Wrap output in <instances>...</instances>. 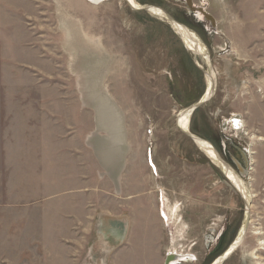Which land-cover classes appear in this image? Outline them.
<instances>
[{
	"label": "rangeland",
	"instance_id": "1",
	"mask_svg": "<svg viewBox=\"0 0 264 264\" xmlns=\"http://www.w3.org/2000/svg\"><path fill=\"white\" fill-rule=\"evenodd\" d=\"M188 1L207 5L217 32L199 38L207 60L191 56L166 20L125 0H0V264H165L162 194L187 225L190 256L176 264H213L246 213L244 237L222 264H264V0ZM134 2L184 10L183 0ZM209 72L214 92L180 131L176 117L203 97ZM106 109L116 115L115 135ZM232 116L240 121L232 140L250 152L241 180L247 208L186 136L215 138ZM118 163L114 185L106 167ZM82 170L90 176L78 198L70 182ZM135 213L143 226L127 222ZM108 215L124 216L121 232L96 226ZM221 229L219 244L206 247Z\"/></svg>",
	"mask_w": 264,
	"mask_h": 264
},
{
	"label": "flooded vegetation",
	"instance_id": "2",
	"mask_svg": "<svg viewBox=\"0 0 264 264\" xmlns=\"http://www.w3.org/2000/svg\"><path fill=\"white\" fill-rule=\"evenodd\" d=\"M97 1L98 2L96 4H99V2H105L106 0H97ZM183 2H184V6H183L184 10L178 8V11H176V13L173 15L169 11H166L165 9L163 10L162 6H158V8H162L161 10L164 12L166 11L167 12V13L165 12L166 14L172 16V18L177 23H179L180 25H183L185 28H187V30L193 29L195 33H193V35H191L190 33L189 34L197 42L200 43L199 38L202 39L204 42H206L209 39L208 36L214 35V37H216L215 34L217 32L215 31V26L213 25V23L211 21V17L209 16V14L206 11L207 5H205L204 3H203L204 5H202L200 1H197V3H195V4H189L188 0H183ZM201 8H203V9H201ZM195 34H197L198 38ZM179 40H180L181 44L183 45L184 49L186 50V48H185V46L182 43L180 38H179ZM203 50L205 51L204 47H203ZM186 51L191 56H193L195 58L196 57L201 58L200 56L192 55L190 53V51H188V50H186ZM201 59H203V58H201ZM194 67H195V72L197 71L196 73H198L199 71L202 70V68L197 64H194ZM196 111H194V112H196ZM194 112L191 114V116L194 114ZM189 120H190V118H189ZM189 120L187 121L188 124H189ZM188 124H187L186 128L188 127ZM239 126H240V121L238 120L237 116H232L230 118L226 117V118H222L219 122L218 136L217 137L214 138V137H210V136L207 137V136H202V135H197V136L200 140L208 143L210 145V147L213 148L212 150H214V153H216L215 156L221 164H224L226 166L229 165L230 167H232V169L235 170L239 174V176H237L236 173H234L230 167H228V168L233 172V174L236 176L237 179L242 180L248 171L245 168H246V164H247V158H249V156H250V152H249V149L246 147H243L239 143V141L236 142V140H232L231 136H232V134H234V132L237 129H239ZM192 133L198 134L195 131ZM186 136H188V135H186ZM237 136L238 135H236L235 137H237ZM191 141L197 147V151H199L200 153L204 154L207 157V159L210 162V165H212L213 167L214 166L216 167V169L219 172V174L221 175V177L226 182L230 183L228 181L227 177L224 175V172L222 171V169H220V167L212 161V159H211L212 153L208 152L204 148H199L196 144V141H193L192 139H191ZM148 155H150V152H148V154H147V157H146L147 159H149ZM150 156L152 157V155H150ZM160 208L162 210V204H161ZM161 215H163L162 211L159 212V216L161 217L160 218L161 222L165 223V221H164V219H162ZM221 232H222V229H221ZM223 234H224V229H223V232L222 233L219 232L218 235L215 236V238H213L212 235L208 236V238H206V240H205V246L209 247V245L212 244L215 239H216V242H215L216 245L215 246H217V244H219V241H221V239H223ZM210 246H212V245H210ZM214 250H215L214 247L212 249H208V254H213ZM165 251H167V250H165ZM171 254L174 256H178V255L173 254L172 251H171ZM181 256L183 257V255H181Z\"/></svg>",
	"mask_w": 264,
	"mask_h": 264
},
{
	"label": "bare ground",
	"instance_id": "3",
	"mask_svg": "<svg viewBox=\"0 0 264 264\" xmlns=\"http://www.w3.org/2000/svg\"><path fill=\"white\" fill-rule=\"evenodd\" d=\"M87 1L92 3V4H96L98 2L97 0H87ZM125 1H126L127 5L130 6L131 8L139 9V6L134 2V0H125ZM148 13L150 15L158 18V19L163 20V21L166 20V23L169 25L171 30L181 39L185 48L188 51H190V53L192 55L200 56L201 58H204V60H207V57L205 55V51L203 50L202 45L199 42H197L194 38L191 37V35L188 33L186 28H184L183 25H180L178 23L180 26H177L176 24L172 23L171 21H168L165 18L164 14L162 12H160L158 9H151V10H149ZM214 76L215 75L210 73V72L208 73V75H206V81H207L206 90L208 88L207 95H209L210 90L214 92V89H215V77ZM190 117H191V115H190V113H188V109H187V111L180 112L178 114V116L176 117L177 118V120H176L177 128H179L183 132H185V131L188 132V130L186 128V124H187V121L189 120ZM196 144L199 148H204L208 152L212 153V155H211L212 161L214 163H216L220 167V169H222V171L224 172V175L227 177L228 181L232 184L235 191L237 193H239L241 198L246 201L247 205H249L250 197H248L249 195H247V192L245 191V188L242 184V181L240 179L236 178V176L228 168V166L221 164L217 160V158L214 154V150H212L213 148L210 147V145L208 143L202 142V141H199V142L197 141ZM160 203L162 204V214H163V215H161L162 219H164L165 226L168 227V232H170V234H171L168 252L172 251L173 254L178 255L176 257H173L170 261V264H175L178 261H181V260L187 258L186 256H190L189 253L186 252V250H185L188 248V246H184L185 243L182 242V240L185 238V231H186L187 225L184 222L183 218L181 217L182 215H180V211H179L178 206L175 203L173 204L172 202H170L169 199H167V197H164V194H162V196L160 198ZM99 226H102L101 222H100ZM242 229L243 228H241L240 230H242ZM257 233H259V231ZM238 238H240V234H237L236 240L233 242V244L230 245L231 247L237 248L240 245V243L238 242ZM259 242L262 246L264 245V241L261 240ZM231 247H230V249H232ZM181 253L186 254V256L183 255L185 257H182ZM224 259H225L224 257H219V259L214 261L213 264H222Z\"/></svg>",
	"mask_w": 264,
	"mask_h": 264
},
{
	"label": "crops",
	"instance_id": "4",
	"mask_svg": "<svg viewBox=\"0 0 264 264\" xmlns=\"http://www.w3.org/2000/svg\"><path fill=\"white\" fill-rule=\"evenodd\" d=\"M96 98L97 99L94 98L95 99L94 101L98 102L101 106L102 105L104 106V104H106L105 97H103L101 95H98ZM103 101H105V102H103ZM106 110H107L106 111L107 113H104V118L107 120V123L109 122L107 126L111 127L112 132H114V135H115V131L117 130V128H116V121H115L116 115L113 112H109L108 109H106ZM112 138L114 140H117L115 136L112 137ZM58 142L61 144V145L59 144V148H61L63 146V140H59ZM112 143H114L113 146L115 148V146H116L115 143L116 142H112ZM67 152H71L72 153L71 158H74V157L77 158V156H78L77 154H75V151H67ZM78 152H80V151H78ZM58 153H59V155H62L65 152L58 151ZM102 154H103L102 159L105 160V161H107L109 159L108 157L110 155H114L115 154V151L112 150V149H110L109 151H103ZM123 157L119 161H123L124 160ZM79 158H81L80 161H81V166H82L84 164V155L81 156V157H79ZM63 160H64V157L60 158V161L62 163L61 164L62 165V167H61L62 169L64 167ZM67 160H68L67 162L69 163V158L68 157H67ZM144 162L146 163L145 165L148 167L149 166V159H147V158L144 159ZM120 163H122V162H120ZM106 164H109V162L107 161ZM120 165L121 164L118 163L116 165L111 166L112 168L110 167V165L109 166L107 165L106 168L108 169V171H107V175L106 176L110 177V171H112V172H113V170L116 171L117 168H118V166H120ZM69 167L70 166H67L68 169H69ZM75 168H76V171L79 172V169H77L76 165H75ZM113 173H114L113 174V180H114L113 182H114V185H115V184H117V175L115 174V172H113ZM62 174H63V172H62ZM64 174L66 176V173H64ZM67 175H69V173H67ZM62 176H64V175H62ZM89 176H90V173L89 174H86L84 172V170H82L81 173H77L76 176H75V178H73V181L74 182H70L69 181L70 183H72L74 185L73 190H76L74 192L72 191V193L76 194L78 198H79V194H81L80 195V197H81L85 193L84 184L83 183H80V182H84V179H86V181H87ZM122 177H123V175L120 176V178H119L120 182H121ZM68 179H70V178H67L66 180H68ZM140 212H141V209H140ZM92 213H90V215ZM123 217L122 216L117 217V216H111V215H108V217L106 219H104L105 218L104 216H102V219H100L99 217H97L96 218L97 219L96 226L100 225V222H101V224L103 226H106V227L108 226V228H111L112 227V229L115 230V231H117V229H119V232H121V229L124 227L123 224L126 222ZM142 217H143L142 213H141L140 217L138 216L137 213H135V215H130V217L129 216L127 217V222H129V225H130V223L134 224V222H137V220H139V222L143 226Z\"/></svg>",
	"mask_w": 264,
	"mask_h": 264
},
{
	"label": "water",
	"instance_id": "5",
	"mask_svg": "<svg viewBox=\"0 0 264 264\" xmlns=\"http://www.w3.org/2000/svg\"><path fill=\"white\" fill-rule=\"evenodd\" d=\"M106 1H109V0H106ZM98 5V4H97ZM129 8L131 9V10H133V11H146V12H149V10H151V9H158L160 12H162L163 14H164V16H165V18L168 20V21H171L172 23H174V24H176L177 26H180L174 19H172L168 14H166L164 11H162L160 8H157V7H152V6H148V7H140L139 6V9H133V8H131L130 6H129ZM207 91H208V88H207V90L205 91V93H204V95H203V97L196 103V104H193L192 106H190L189 108H187L188 109V113H190V115L197 109V108H199L200 106H202L203 104H205L210 98H211V96H212V94H213V91H211L210 90V92H209V95H207ZM187 109H185V110H183V112L184 111H187ZM187 135L193 140V141H202V140H200L199 138H197V137H195V136H193V135H191L190 133H187ZM202 142H204V141H202ZM214 154H216V153H214ZM244 201V203H245V207L247 208L248 207V205L246 204V201L245 200H243ZM247 224H248V214L246 213V218H245V221H244V223H243V225H242V230H240L239 231V233L238 234H240V238H238V242L240 243V241H242V239H243V237H244V234H245V232H246V226H247ZM236 240V239H235ZM234 240V241H235ZM233 244V243H232ZM231 247V246H230ZM230 247H229V249L221 256V257H224L225 259L232 253V251L233 250H235L236 249V247H231L232 249H230ZM173 257H176V256H174V255H172L171 253H167L166 254V260H165V264H170V261H171V259L173 258ZM224 259V260H225Z\"/></svg>",
	"mask_w": 264,
	"mask_h": 264
},
{
	"label": "built area",
	"instance_id": "6",
	"mask_svg": "<svg viewBox=\"0 0 264 264\" xmlns=\"http://www.w3.org/2000/svg\"><path fill=\"white\" fill-rule=\"evenodd\" d=\"M203 1V0H202Z\"/></svg>",
	"mask_w": 264,
	"mask_h": 264
}]
</instances>
